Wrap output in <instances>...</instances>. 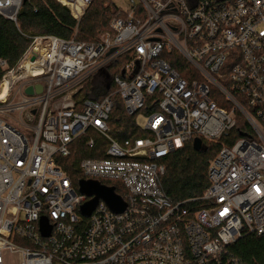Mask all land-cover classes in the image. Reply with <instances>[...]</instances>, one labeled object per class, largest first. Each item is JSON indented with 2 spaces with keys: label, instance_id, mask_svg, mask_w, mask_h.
<instances>
[{
  "label": "built area",
  "instance_id": "built-area-1",
  "mask_svg": "<svg viewBox=\"0 0 264 264\" xmlns=\"http://www.w3.org/2000/svg\"><path fill=\"white\" fill-rule=\"evenodd\" d=\"M93 1L56 3L80 23ZM23 2L0 0V16L17 23ZM127 2L128 16L113 19L95 44L29 37L21 63L3 77L0 264H241L224 261L227 248L243 233L264 237V0ZM125 55L116 92L100 101L81 95ZM173 56L195 76L173 69ZM115 95L142 138L112 137ZM238 116L246 137L233 142ZM89 132L107 143L104 158L83 159L76 170L81 181L114 189L122 213L99 199L84 217L96 196L82 194L61 165ZM195 139L221 143L203 207L174 203L160 186L165 160Z\"/></svg>",
  "mask_w": 264,
  "mask_h": 264
},
{
  "label": "trees",
  "instance_id": "trees-1",
  "mask_svg": "<svg viewBox=\"0 0 264 264\" xmlns=\"http://www.w3.org/2000/svg\"><path fill=\"white\" fill-rule=\"evenodd\" d=\"M61 0H24L17 23L0 16V84L7 70L15 68L24 58L31 46L29 37L54 36L63 40L75 38L77 42L95 44L100 36L108 32L111 21L115 18H126L113 0H94L82 17L80 23L70 16L66 7L63 9L56 3ZM130 59L125 55L109 64L101 73L91 77L81 95L85 98L100 101L116 92L113 78L123 74V69ZM172 67L184 78L195 74L188 65H184L178 57L173 56ZM5 63L6 68L1 66ZM219 106L221 100L212 96ZM114 107L111 114V135L118 141L139 139L143 134L138 130L136 118L129 117L118 95L113 97ZM246 124L238 116L237 127L230 134L234 141L246 137ZM95 141V147L90 149L88 142ZM225 142V139L220 140ZM202 151H196L193 142L171 154L165 160L166 173L160 180L163 193L174 203L190 200H200L209 186L207 171L210 162L221 149V143L202 141ZM231 146V145H230ZM107 143L95 132H89L70 146L71 155L61 161V165L72 177L75 183L82 180L76 170L83 159L104 158ZM197 202L196 206L203 207ZM235 258L241 264H264V237L243 233L242 237L227 248L224 261Z\"/></svg>",
  "mask_w": 264,
  "mask_h": 264
},
{
  "label": "water",
  "instance_id": "water-1",
  "mask_svg": "<svg viewBox=\"0 0 264 264\" xmlns=\"http://www.w3.org/2000/svg\"><path fill=\"white\" fill-rule=\"evenodd\" d=\"M36 90L38 94H41L43 91V87L39 85L36 87ZM26 94L33 95V89L28 88L26 90ZM193 147L196 151H202V141L200 139H195L193 142ZM80 192L84 195L96 196L94 200L83 205L81 208V214L86 218H89L93 211L96 209L99 199L104 200L109 208L115 213H122L126 209L125 203L121 198L115 195L114 189L101 186L97 182L81 181Z\"/></svg>",
  "mask_w": 264,
  "mask_h": 264
},
{
  "label": "rangeland",
  "instance_id": "rangeland-1",
  "mask_svg": "<svg viewBox=\"0 0 264 264\" xmlns=\"http://www.w3.org/2000/svg\"><path fill=\"white\" fill-rule=\"evenodd\" d=\"M115 2V4L119 7L120 10H122L123 12L127 13L130 10V6L129 3L127 2V0H113ZM139 1V0H137ZM102 36V35H101ZM100 36V38H101ZM144 120L143 118L139 119V124L140 127H143L142 125L144 124ZM118 184V183H117ZM121 188V185L119 187V189Z\"/></svg>",
  "mask_w": 264,
  "mask_h": 264
},
{
  "label": "bare ground",
  "instance_id": "bare-ground-1",
  "mask_svg": "<svg viewBox=\"0 0 264 264\" xmlns=\"http://www.w3.org/2000/svg\"><path fill=\"white\" fill-rule=\"evenodd\" d=\"M64 7H66V6H64ZM66 8L68 9V7H66ZM68 11H69V9H68ZM7 91H8V84H7V82L3 81L0 85V99H3L6 96Z\"/></svg>",
  "mask_w": 264,
  "mask_h": 264
}]
</instances>
